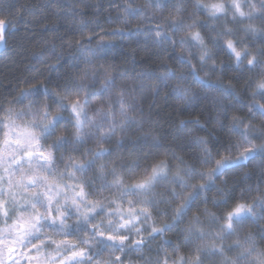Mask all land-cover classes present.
Here are the masks:
<instances>
[{"label":"clouds","instance_id":"obj_1","mask_svg":"<svg viewBox=\"0 0 264 264\" xmlns=\"http://www.w3.org/2000/svg\"><path fill=\"white\" fill-rule=\"evenodd\" d=\"M119 4L111 35L83 6L76 35L33 49L58 77L0 87V144L24 126L48 154L23 158L14 182L35 186L14 198L5 174L3 264H264V0Z\"/></svg>","mask_w":264,"mask_h":264},{"label":"trees","instance_id":"obj_2","mask_svg":"<svg viewBox=\"0 0 264 264\" xmlns=\"http://www.w3.org/2000/svg\"><path fill=\"white\" fill-rule=\"evenodd\" d=\"M83 6L87 17L91 19L98 16L100 20L99 27L89 24L86 30L111 35L102 32L100 28L113 26L115 17L110 14L114 6L122 7L119 0H0V17L9 21L5 30L6 43H0V87L9 88V81L15 82L35 73L38 68L41 70L38 75L46 73L50 78H56L66 71L53 66L41 68V65L47 63L46 59L31 55V52L47 40L59 44L76 35L79 23L77 13ZM95 39L93 37L92 40ZM129 39L130 36L122 35L114 41H107L117 44L116 49L109 50L107 58L128 56ZM84 43L88 47L92 46L87 41Z\"/></svg>","mask_w":264,"mask_h":264},{"label":"snow or ice","instance_id":"obj_3","mask_svg":"<svg viewBox=\"0 0 264 264\" xmlns=\"http://www.w3.org/2000/svg\"><path fill=\"white\" fill-rule=\"evenodd\" d=\"M134 11V10H130ZM83 21L81 20V23ZM6 24L3 20H0V43H4V37L3 33L6 30ZM93 35H89L86 37L88 41H91L93 39ZM83 43V41H81ZM103 44V37L100 38V42L97 44V47H102ZM237 57H239L240 53H236ZM79 104V100H75L72 102V110L75 113L77 105ZM14 130L17 132V138H12L10 135L6 134V139L3 141L2 144H0V196H3L5 194V174L8 176V184L10 188V195L15 197V193L11 191L12 188L18 187V186H23L24 188H27L29 184H32L35 186V180L31 176H27L24 178H17L14 182V177H16V171L17 167L23 162V158H31L34 154H38L41 158H44L48 156L47 153H44L43 151L39 150V141L38 139L35 138V135L33 133V130L24 127V126H18L15 127ZM14 144L18 145L21 148L26 147L27 151L23 153V156H17L14 153V150L10 149L9 145ZM36 150L35 153L33 150ZM246 158V155H245ZM15 165L16 167H12L11 171H9V168L7 166ZM167 171L166 165H156L153 168V173L152 177H145L141 179L138 183V186L143 188L151 183L152 178H154L156 175H159L161 173H165ZM21 208H27V205L21 204ZM242 205H238L233 212L235 214H239L242 209ZM233 213H229V217H231ZM52 215L55 216V212H52ZM230 226V225H229ZM21 227H23V223L21 224ZM111 238V237H110ZM123 239V238H122ZM15 252L16 249L15 247H8L6 253L3 251L2 248H0V264H3V257L6 254L9 260H12L15 258ZM74 253H75V248H74ZM78 255H83V250H81L78 253H75ZM29 260H35L37 261V264H39V261L41 257L39 255H31L29 254L27 256ZM119 259V257L117 258Z\"/></svg>","mask_w":264,"mask_h":264}]
</instances>
